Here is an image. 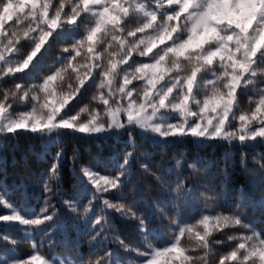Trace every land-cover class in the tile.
Listing matches in <instances>:
<instances>
[{
	"label": "snow or ice",
	"instance_id": "1",
	"mask_svg": "<svg viewBox=\"0 0 264 264\" xmlns=\"http://www.w3.org/2000/svg\"><path fill=\"white\" fill-rule=\"evenodd\" d=\"M54 44H63L61 54L45 72ZM26 134L57 150L41 180L39 213L0 194L9 209L0 221L23 226L21 239L0 235L11 246L0 264H264V230L243 203L224 211L223 190L204 185L196 194L206 162L178 160L189 174L168 183L137 144V134L165 145L187 138L229 150L264 144V0H0V152L15 150L13 141ZM78 135H126L128 146L112 174L80 165L81 190L67 198L63 142ZM240 164L260 187L264 209V154L250 170L241 151ZM138 174L161 189L146 211L128 199ZM56 196L71 214L67 227L89 237L86 256L71 239L63 253L51 248L52 231L65 227ZM113 214L135 224L136 244L116 234ZM21 244L30 249L24 256Z\"/></svg>",
	"mask_w": 264,
	"mask_h": 264
},
{
	"label": "trees",
	"instance_id": "2",
	"mask_svg": "<svg viewBox=\"0 0 264 264\" xmlns=\"http://www.w3.org/2000/svg\"><path fill=\"white\" fill-rule=\"evenodd\" d=\"M63 44H54L51 52L45 57L43 62V71H49V66L53 64L56 57L60 55V49ZM21 75V74H18ZM241 108L249 107L247 96L240 98ZM87 102V97H85ZM64 155L60 160V169L62 174V192L63 196L70 198L76 192L81 190V185L76 181L75 175L78 173L80 165L95 164L97 170L102 174H112L116 171V166L122 161L124 152L128 146L127 136L106 137L101 139L88 138L78 135L76 137H66L64 139ZM15 150L9 148L7 151L0 152V194L18 208L30 210L32 213H39L44 205V193L41 184L49 166L54 162L56 153L55 145H41L39 139L31 138V134L22 135L17 141H13ZM137 144L139 150L147 154L151 164L159 170L168 183H174L178 173L188 176L189 170L184 167L177 169L178 160L185 162L204 161L206 162V171L199 177L203 185H196V194L207 189L213 192L223 190L224 196L221 201L222 210L228 211L235 208L239 203H243V211L249 219L254 221L258 230H264V209L259 206L261 198L260 187L251 183L249 173H246L241 167V151L247 154L248 168L254 170L252 164L254 156L264 154V144L253 143L252 146L243 150L237 146L229 150L227 145L199 146L193 142L192 138H187L183 142L170 144H155L150 140H143L137 134ZM76 151V162L73 163V153ZM135 171L138 172V165ZM135 183L138 185V191L129 195V201H135V206L146 211V206L156 200L161 193L158 185L152 182L151 177H144L138 174ZM243 189V192H242ZM61 197L53 198L54 203L60 210V220L64 223L63 230L52 231L51 248L58 253H63L71 239L74 242L76 250L81 255H87L89 252V237L80 234L75 229H69L71 223V214L60 203ZM86 203V201H84ZM196 204L201 201L196 200ZM9 209L0 206V214H5ZM191 210L186 211L185 216L188 219H195L190 215ZM112 224L116 234L120 235L126 241L132 244L138 242V233L135 224L122 220L117 214H113ZM21 227L14 224L9 227L8 223L0 221V235L7 234L14 239H21L23 233L19 230ZM153 229L160 228L159 220H153L150 223ZM43 234H37L39 239ZM216 236H222V233H216ZM47 240V238H45ZM162 244L163 241H158ZM186 244L190 243L185 241ZM116 249L115 244L109 245ZM11 246L0 240V255L7 252ZM30 251L29 246L21 244L18 249V255L24 256ZM48 253V247L43 249ZM124 255L123 252L120 253ZM75 255V253H72Z\"/></svg>",
	"mask_w": 264,
	"mask_h": 264
}]
</instances>
